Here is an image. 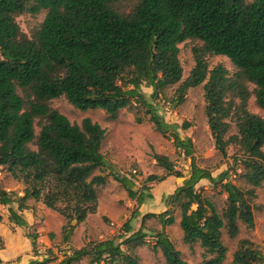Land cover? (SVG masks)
<instances>
[{
  "label": "trees",
  "instance_id": "1",
  "mask_svg": "<svg viewBox=\"0 0 264 264\" xmlns=\"http://www.w3.org/2000/svg\"><path fill=\"white\" fill-rule=\"evenodd\" d=\"M41 12H46L43 23L28 37L18 18ZM187 41L200 44L192 48L195 67L182 82L179 45ZM212 56L228 58L234 75L223 65L210 69ZM177 84V103L184 101L188 89L204 84L205 113L216 150L227 156L230 145L240 147L243 179L250 189L228 181V172L215 178L199 168L192 141L182 138L180 126L167 123L158 112L154 101ZM249 85L255 87L252 92ZM143 86L152 89L150 99ZM251 95L264 110V0H0V167L27 186L22 197L0 187V204L8 206L13 224L26 227L18 211L26 209L30 199L42 201L65 219L64 239L69 241L75 228L96 213L98 189L107 183L102 154L107 132L90 118L80 125L71 123L51 101L63 97L80 111L102 110L112 119L122 110L140 107L154 130L172 137L191 158L189 177L165 201L180 207L183 242L200 244L204 264H224L228 249L223 230L236 238L239 223L255 228L252 200L264 185V118L248 110ZM232 123L237 134L228 136ZM189 127L184 123L181 128ZM155 159L171 175L183 178L167 157ZM115 180L140 206L153 198L148 187L135 190L127 177L116 175ZM201 181L222 185L227 195L222 214L196 189ZM167 215L148 214L158 217L163 228L175 222ZM124 227L129 235L122 236L124 245L136 249L144 244L142 230L134 231L130 222ZM27 238L36 253L37 235ZM156 240L166 264H189L164 231ZM70 251L60 264H78L85 258L89 264H142L115 238ZM53 260L49 250L47 258L28 264ZM231 264H264V252L244 239Z\"/></svg>",
  "mask_w": 264,
  "mask_h": 264
},
{
  "label": "rangeland",
  "instance_id": "2",
  "mask_svg": "<svg viewBox=\"0 0 264 264\" xmlns=\"http://www.w3.org/2000/svg\"><path fill=\"white\" fill-rule=\"evenodd\" d=\"M250 2L253 0H249ZM46 12L39 14L26 13L18 18L21 30L31 37L32 32L39 28L43 23ZM200 42L187 41L179 45L180 62L183 68L182 82L185 81L195 67V61L192 54V48ZM210 69L217 65L225 66L230 76H233L235 69L231 61L223 56H212L208 58ZM181 82V83H182ZM180 83V84H181ZM180 84L167 88L160 97L154 101L158 108V112L169 124H177L180 126L178 133L182 138H188L194 146L195 164L202 169L208 170L213 177L217 178L223 172L229 173L228 181L247 190L250 186L243 179L245 174L244 166L241 163L242 153L237 145H230L227 156H223L216 150L215 142L208 126V119L205 113L206 101L204 97V84L188 89L185 93L184 101L177 103L176 91ZM253 85H249L252 92ZM142 91L148 99L152 95V89L146 86L142 87ZM51 106L66 116L71 123L81 124L85 118H90L93 122L98 123L107 132L106 140L102 146V154L104 155L107 165L104 175L107 177L108 183L98 189V207L94 214L88 216L85 222L79 224L74 245L71 242L66 244L63 228L59 229L58 216L59 213L47 208L42 201L30 199L26 201V209H33L36 219L40 223H35V227H24L18 231L14 226L6 225V232L9 234V240L17 241V237L24 234L37 235L38 251L41 250L42 236L37 233L42 221L46 222L45 235L48 230L55 233H49L48 238L51 245L44 250V254L49 250L53 252L54 264H59L65 253L69 254L70 248L79 249L91 242H98L107 239H117V243L122 244L123 250L133 256H137L142 264H166L160 249L155 246L156 234L164 231L175 247L181 252L182 258L189 264H204V250L200 244L189 246L183 242V234L179 225L180 207L178 204L166 205V199L174 194L175 190L182 186L184 179L188 178L191 173V158L186 157L184 152L178 148L177 141L172 137H165L154 130L153 124L149 120V116L145 114V110L140 107L125 109L119 112L114 119L109 117L102 110L80 111L74 108L65 98H59L51 101ZM248 110L264 118V110L258 107L254 95L248 100ZM140 118L142 123H138ZM184 123L190 125L189 128H181ZM40 127L36 124L35 133L38 135ZM237 134L234 123L231 124V130L228 136ZM36 150L35 145L31 146ZM264 151V147H263ZM165 156L174 165V170L180 172L183 178L171 175L163 167L157 164L155 156ZM135 171V173H134ZM100 174V172H97ZM129 178L134 182L135 190H140L144 186L149 188L150 194H156L152 199L145 201L143 205H138L131 200L127 191L123 186L115 180V176ZM151 176L159 178L157 181H148ZM167 178H173L176 186H167ZM163 180V181H160ZM160 184V185H159ZM0 187L8 193L16 194L18 197L24 196V190L27 187L17 176L11 174L6 167H0ZM157 188V189H155ZM153 189H155L153 191ZM201 190L205 197L210 199L216 206L217 211L222 214L227 207V195L222 189V185L214 186L208 181H201L196 187ZM165 191L164 193H162ZM256 197L252 200L254 206L255 228L249 229L242 223H239L240 233L236 238L229 237L227 229L223 230V241L228 249L227 258L224 264H231L234 253L239 249L240 242L249 239L254 245L264 252V185L256 189ZM15 206V205H14ZM47 208L52 212L54 217H44L43 209ZM195 208V207H194ZM168 211L167 216L175 219L173 225L164 227L158 217L148 216V214H164ZM8 212V206L0 204V223L4 217L1 214ZM136 216L133 218V216ZM147 215V216H146ZM144 216H146L144 218ZM63 219V217L61 216ZM9 222L12 223L9 219ZM66 222V221H65ZM130 222L134 231L142 230L146 234L145 242L142 246L131 249L124 245V238L129 235L124 233V224ZM45 226V224H44ZM49 226V228H47ZM23 232V233H22ZM52 234V235H50ZM7 241V239H6ZM71 241V240H70ZM40 242V243H39ZM11 243V242H9ZM5 239L0 237V250L9 247ZM37 253V252H36ZM35 256V253L22 254L15 263L28 264L31 259L28 257ZM27 260V261H26ZM5 264V263H3ZM77 264V263H75ZM89 264V259L85 258L82 263ZM101 264H112L110 261H104Z\"/></svg>",
  "mask_w": 264,
  "mask_h": 264
},
{
  "label": "crops",
  "instance_id": "3",
  "mask_svg": "<svg viewBox=\"0 0 264 264\" xmlns=\"http://www.w3.org/2000/svg\"><path fill=\"white\" fill-rule=\"evenodd\" d=\"M167 182L169 181V184H167V186H176V182L173 180V178H167L166 179ZM108 183V181H107ZM160 185V184H159ZM157 189V188H155ZM153 189V191L155 190ZM165 191H163L162 193H164ZM156 195V194H153V196ZM156 197V196H154ZM15 209L17 210V206L15 205ZM43 209V213H44V217H47V220L48 218L51 216V217H54L51 210L47 209V208H42ZM19 214H21L23 216V218L25 219L26 223H27V226L30 228L32 226L35 225V223H40L39 220L36 219V216H35V212L33 211V209H29V210H24V211H18ZM2 217H4L3 221L0 223V237H2L3 239H5V242L6 244L9 243V247L5 250H0V259L2 261V264L5 263V264H15L16 260L18 258L21 257L22 254H26V253H31V251L34 252L33 250V247H32V243L31 241L24 235V234H21L20 233V236L17 237V241H13L12 239H10V241L8 242L9 240V234L8 232H6L5 228H2L1 229V226H5L9 223V225H12L14 226L18 231L22 230V229H27V228H24V227H19L13 223H10L9 222V211L6 212L5 214H1ZM58 219V223H59V229L61 231V229L64 227V225L66 224L65 222V219L61 218V216H58L57 217ZM46 220L45 221H42L41 225L40 226H37L38 228V232L42 237V242H41V250L42 251H38V246H37V253H35V256L33 257H28V259H31V260H43L45 258H47V253L44 254V250H46L47 247H49L51 245V241L49 240L48 238V234L49 233H55L54 231H51V230H48V232L43 235L45 232V229H46ZM45 224V226H44ZM35 227V226H34ZM78 227L77 226L72 234V236L70 237V240L69 241H66L67 245L70 244L71 242L73 243L74 245V240L76 239V235H77V231H78ZM168 227V226H167ZM36 228V227H35ZM47 228H49V226H47ZM23 233V232H22ZM52 235V234H50ZM7 239V241H6ZM40 243V242H39ZM72 248H70L71 250ZM80 249V248H79ZM71 252V251H70ZM69 252V253H70ZM27 261V260H26ZM54 261V260H53ZM51 262L49 264H54V262ZM82 263V261H81ZM60 264V262H59Z\"/></svg>",
  "mask_w": 264,
  "mask_h": 264
},
{
  "label": "built area",
  "instance_id": "4",
  "mask_svg": "<svg viewBox=\"0 0 264 264\" xmlns=\"http://www.w3.org/2000/svg\"><path fill=\"white\" fill-rule=\"evenodd\" d=\"M134 173H135V171H134Z\"/></svg>",
  "mask_w": 264,
  "mask_h": 264
}]
</instances>
